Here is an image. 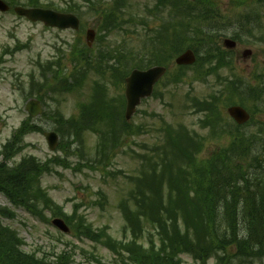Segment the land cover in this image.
I'll list each match as a JSON object with an SVG mask.
<instances>
[{"label":"trees","instance_id":"1","mask_svg":"<svg viewBox=\"0 0 264 264\" xmlns=\"http://www.w3.org/2000/svg\"><path fill=\"white\" fill-rule=\"evenodd\" d=\"M230 4L235 6V16L222 9L221 0H171L170 22L160 32L157 28L155 42L140 50L123 49L116 54L117 59L131 68H144L156 62L169 64L170 57L191 47L199 56L203 54L195 65L198 74L219 75L222 68L229 66L227 55L219 46L221 39L230 33L244 42L245 35L240 34L241 31L249 30L246 36L252 38L264 23L261 9L264 0H230ZM100 67L103 68V64ZM127 74L116 78L117 85L124 83ZM66 75L71 84L56 80L57 89L75 93L82 90L88 71L76 77L74 73ZM101 93V88H97L93 103L79 104L78 118L66 119L60 111L47 115L62 136L59 150L64 151L65 156L73 151L74 144L84 146V133H98L100 140L93 169L110 166L122 137L134 134L131 122L125 119L124 97L119 95L113 107L106 103L108 97L100 100ZM42 130L31 119L26 120L1 151L0 193L12 207L0 204V264H90L76 261L78 247L69 243L58 254L53 251L40 257L37 252H27L26 242L18 231L4 223L6 219L16 218L15 209H23L46 222H50L45 218L48 211L53 217L63 218L71 226L75 239L103 244L116 258V264H183L181 257L185 255L204 264L215 257L222 260V253L227 254L230 246L235 251L232 255L242 262L244 256L264 249V167L258 148L260 140L252 139L241 152L243 139L236 138L233 147L220 154V161L215 157L203 165L198 160L199 145L182 130L179 135L183 139L173 140L179 152L154 151L158 161L153 163L151 158L152 166L147 169L146 165L140 178H131L133 186L120 203L125 221L123 237L116 239L108 232V226L96 229L76 210L69 214L44 188L43 176L52 175L58 167L72 168L67 158L57 155L40 161L27 155L13 163L29 146L26 136ZM179 156L183 161L178 162ZM150 176L157 182L154 193L146 186ZM165 178L171 184L166 192ZM80 250L85 253L83 248ZM89 256L92 264H102L96 253L91 252Z\"/></svg>","mask_w":264,"mask_h":264},{"label":"rangeland","instance_id":"2","mask_svg":"<svg viewBox=\"0 0 264 264\" xmlns=\"http://www.w3.org/2000/svg\"><path fill=\"white\" fill-rule=\"evenodd\" d=\"M21 1L26 2L27 0ZM105 1L109 2V0ZM129 1L133 5H129V10L125 9L127 23H133L131 21L133 16L136 19L138 16H142L146 4L153 2V0ZM228 1L221 0L224 8L225 4L228 5V8L230 7ZM41 2L56 8L65 5L63 0H41ZM73 2L83 7L84 10L83 0H73ZM107 6L109 7V5ZM87 19L90 22L96 21L94 16H89ZM86 28L83 34H76L73 31L61 32L56 29H48L41 24H30L25 19L11 14L0 13V53L3 52L0 57V153L3 144L11 137L13 131L28 117L26 105L30 99L26 97L41 91L44 75L47 73V75H54L55 73L54 64H51L52 61L55 62V59L60 58V55L65 51L68 54L71 43H76L79 39L86 43L85 33L88 29ZM127 29L129 31L135 30V32L115 31L104 42L97 41L96 46L92 49L96 52L100 49H108L110 45L112 48L138 46L144 31L140 27L135 28L131 25ZM15 45H22V50L16 53L11 52L9 47ZM251 48L256 49L255 52L261 49L259 45ZM245 49L246 47L240 45L236 50L238 54L234 55L233 59L236 65L235 72L256 85L259 80L256 77L264 73L261 70V68H264V51L259 53L255 59L250 57L244 61L242 53ZM61 61L62 63H68L63 59ZM91 62L96 65L97 61L93 59ZM70 64L74 65L73 63ZM111 67V63H108L103 69L104 72L92 70L88 74L84 85H82L81 91L53 95L57 96V99L49 94L45 95V100L46 102L48 100L50 105L48 108H44V111L48 110L50 112L59 109L67 118L77 117L79 115L78 103L86 100L90 103L93 100L91 94L97 88L103 90V99L108 97L107 104L110 105L111 103L113 107L116 106L117 101L115 99L124 94L125 89H119L115 85L114 75L110 73ZM227 74L228 71H221V75ZM190 75L191 73L185 78L184 82L176 86L167 87V89L163 86L160 87L159 91L163 92V96L157 95L149 100H144L141 108L133 118L135 123L133 125L138 130L136 131L137 134L126 137L124 144L121 143L122 146L120 145L121 147H119L116 157L112 160L113 165L110 168L92 169V166L95 165L94 159L97 152L94 149L98 146L100 140L93 133L88 132L85 134L84 146L74 144L71 149L73 151L69 153V156H65L61 152L57 153L59 156L63 155L67 158L72 168L58 167L52 175L43 176V186L48 190L51 197L64 206L69 214L76 210L79 214L84 215L87 222L91 223L94 228L100 229L108 226V232L116 239H121L125 221L119 209V204L122 197L133 186L128 176H142L143 171L146 170L145 166L148 165L147 168L152 166V164H149L151 158L154 159L153 163H156L158 160H156L154 151L166 152L173 150L179 152L169 142L170 133L168 129H170V126L176 128L179 125H186L191 132L198 130L201 135L207 137L201 152L202 157H218L220 161V154L225 152L226 140L221 138L213 140L199 125L202 116L192 112L193 110L184 109V104L187 99L189 100V97L197 96L203 100L216 85L219 87V79L210 77V83L207 84L208 82L201 83L193 80ZM32 76L34 81L31 78ZM53 80L62 81V78L57 76ZM48 82L46 89H44L49 93L55 82L52 80ZM251 100H253V97ZM253 103L257 109L254 106V123L251 128L256 131L263 130L264 99L261 104L256 100ZM35 122L43 126L44 131L42 133L34 132L26 138L30 147L19 154L13 163L20 162L24 155L32 154L40 160H45L55 154L56 151H50L44 136L45 131L54 130V123L44 117L36 118ZM174 131L180 132L179 129ZM190 137L196 140L194 134H189ZM164 147H168V149H164ZM158 148H161V150H158ZM168 155L173 158L171 152ZM147 157L149 159L145 160ZM2 161L3 157L0 154V162ZM181 161H183L182 156H179L178 162ZM147 182L146 186L150 191L156 192L157 182L154 181V178L150 176ZM170 187L171 184L165 178L164 191H169ZM101 193L105 194V198L101 196ZM0 204L12 207L7 198L1 193ZM15 212L16 218L14 220L6 219L4 223L18 231L26 242L25 250L27 252H37L40 257L53 251L58 254L66 249V243H69L78 247L76 249V261H88L92 264L89 254L94 252L100 257L102 264H116V258L103 244L93 243L86 239L79 241L74 238L72 232L63 233L52 223L35 219L23 209H15ZM45 218L53 219L54 217L47 213ZM60 238L62 242H59ZM81 248L85 250V253L80 250ZM234 252L233 246H230L227 254L222 253L224 256L222 260L215 257L208 259L204 264H264V249L258 250L257 253L252 251L253 254L244 256L242 262L232 255ZM181 259L183 264H202L188 255L181 257Z\"/></svg>","mask_w":264,"mask_h":264},{"label":"water","instance_id":"3","mask_svg":"<svg viewBox=\"0 0 264 264\" xmlns=\"http://www.w3.org/2000/svg\"><path fill=\"white\" fill-rule=\"evenodd\" d=\"M43 12L41 10H31V11H24L20 10L19 12L22 14L23 12L35 19L33 16L35 13ZM45 17L40 16L39 19L44 20L47 24H54L58 25L60 27H64L63 25L59 24L64 21L61 20V15H55L52 13H43ZM57 19L55 21H51V19ZM70 18V17H68ZM67 18V19H68ZM59 20V23H56V21ZM66 23L68 21L66 20ZM76 23L78 24V21L76 20ZM229 45L233 46V43H229ZM250 52H247L249 54ZM195 61V56L191 51H187L182 57L178 59V63H193ZM164 74V69L162 68H155L148 72H138L135 71L132 73V75L127 79V89H126V97L128 101L127 105V118L129 119L133 113L136 110V107L140 103L142 98L148 97L151 95L153 91L154 84L160 79V77ZM29 110L32 114H37L39 112V105L38 102L32 101L29 105ZM231 114L234 118H236L239 122L243 123L246 122L249 119V115L240 107H234L231 109ZM50 146L52 149H55L58 144V136L55 133H48L46 134ZM55 224L59 226L64 231H68V228L66 227L65 223L62 220H56Z\"/></svg>","mask_w":264,"mask_h":264}]
</instances>
